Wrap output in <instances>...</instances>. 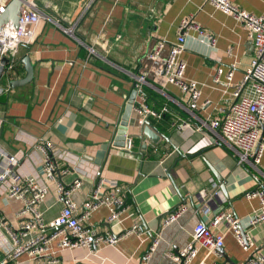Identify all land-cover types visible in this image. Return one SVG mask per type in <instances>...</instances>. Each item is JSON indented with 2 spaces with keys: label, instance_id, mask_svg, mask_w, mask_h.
<instances>
[{
  "label": "crops",
  "instance_id": "1",
  "mask_svg": "<svg viewBox=\"0 0 264 264\" xmlns=\"http://www.w3.org/2000/svg\"><path fill=\"white\" fill-rule=\"evenodd\" d=\"M35 1L52 21L39 24L33 42L19 48L11 60L12 72L6 68L0 79V87L6 88L0 94V145L11 154L25 156L32 140L51 142L63 155L61 164L75 169L84 181L73 198L78 207L92 194L98 181L93 173L100 170L105 179L123 188L127 207L110 222L111 209L102 206L93 212L89 223L97 232L115 236L134 225L140 228L115 246L98 248L95 254L84 248L64 251L58 256L59 264H143L156 236L158 245L145 264H176L171 253L190 242L198 222L209 221L197 211L196 194L211 187L225 199H217L214 213L225 211L239 217L249 247L243 248L229 223L222 221L213 229L225 235L219 258L200 250L191 264H244L252 255L264 256V223L249 225L259 203L244 196L263 186L264 176L248 165H238L237 156L225 144L217 143L210 132L197 131L195 119L190 121L187 98L157 72L169 46L177 40L181 21L193 18L215 43L187 38L183 53L186 78L200 87V104L210 102L199 116H224L233 102L232 89L225 92L228 73H233L232 84L240 83L255 55L242 24L207 0ZM229 1L241 10L264 15V0ZM160 42L167 45L160 58L152 60L150 53ZM230 49L233 53L228 55ZM24 58H30L33 78L27 84L12 86L27 76ZM143 72L147 74L145 89L150 105L155 109L167 105L171 114L158 123L150 120L163 136L154 143L143 134L139 116L133 112L123 146L118 140L119 128L134 91L135 76ZM218 76L221 83L215 82ZM185 120L189 125L181 127ZM128 139L131 150L127 149ZM258 168L264 172V158ZM23 171L34 173L39 184L47 187L40 210L47 222L52 221L62 209L56 182L42 178L40 163L24 162ZM75 177L71 174L65 181ZM2 194L0 260L12 246L9 230L18 227L17 213L22 205ZM181 204L189 210L176 223L163 227V218ZM53 246L57 249L56 243ZM48 259L32 262L23 258L21 264H50Z\"/></svg>",
  "mask_w": 264,
  "mask_h": 264
},
{
  "label": "built area",
  "instance_id": "2",
  "mask_svg": "<svg viewBox=\"0 0 264 264\" xmlns=\"http://www.w3.org/2000/svg\"><path fill=\"white\" fill-rule=\"evenodd\" d=\"M9 1L0 0V15L5 12ZM207 1L216 9L239 21L255 47L254 58L246 69L242 81L232 84V72H229L226 77L228 83L225 92L231 88L233 98L227 113L222 117L207 116L202 119L199 116L202 107L210 102L206 100L202 105L200 104L202 91L196 82L186 78L187 64L183 59V53L189 36L207 40L212 45L215 39L205 33L193 18L181 21L177 40L169 46L168 53L161 59L157 72L167 85L175 86L187 98V109L192 116L190 121L195 119L197 131L210 132L217 143L225 144L237 156L238 165H248L264 176V172L258 168L262 165L264 158V15H255L241 10L229 0ZM43 20L52 21L40 10L35 0H30L21 10L19 25L14 27L8 24L2 28L0 66L3 57L14 60L19 48L28 47L33 42L37 27ZM166 45L165 42L157 44L154 51L150 53V58L158 60ZM227 53L231 55L233 51L230 49ZM13 68L14 65L10 64L7 71L10 73ZM215 82L221 83L219 76ZM147 83L145 72L135 76L134 90L137 95L133 103V112L139 116V125L142 128L145 126L146 119L158 123L171 114V109L167 105L160 109L150 105L145 89ZM3 91H6V88L0 87V94ZM188 125L187 120L180 124L181 127ZM30 148V152L23 156V154H11L0 145V192L22 203L17 213L18 227L9 230L12 246L5 252L0 264H21L23 258L32 262L49 258L50 264H59L58 256L64 251L84 248L95 254L98 248L115 246L126 234L139 231V226L134 225L131 230L121 236L97 232L89 223L93 212L102 206L110 207L109 221L112 222L116 221L127 207L120 184L108 181L102 176L100 170H95L93 176L98 180L95 188L78 207L73 198L82 188L84 181L77 175L75 169H73L74 172L70 166L61 164L60 161L64 160L62 153L51 142L42 138L32 140ZM131 148L132 143L128 139L127 149L131 150ZM24 162H34L36 165L40 163L42 178L47 182H56L57 201L62 209L52 221L47 222L40 210L48 189L39 184L37 175L23 171ZM71 174L76 177L71 182H66L65 179ZM244 196L250 200L256 199L259 203L257 211L249 218V225L255 227L264 223V185L246 192ZM196 198L199 204L197 211L202 218H207L209 221L208 223L198 222L193 228L190 242L177 252L171 253V258L176 264H191L200 250H206L219 258V249L225 245V235L215 233L213 229L219 227L222 221L229 223L235 239L243 248L249 247V237L244 236L242 221L239 217L225 211L214 213L217 199L225 202L218 190L213 187L204 188L196 194ZM188 210L186 205H179L163 218L162 226L167 227L176 223ZM0 223H3L1 217ZM158 242V236H156L145 257V262L156 249ZM54 243L57 244V249L53 246ZM213 264L222 263L216 261ZM244 264H264V256L252 255Z\"/></svg>",
  "mask_w": 264,
  "mask_h": 264
},
{
  "label": "water",
  "instance_id": "3",
  "mask_svg": "<svg viewBox=\"0 0 264 264\" xmlns=\"http://www.w3.org/2000/svg\"><path fill=\"white\" fill-rule=\"evenodd\" d=\"M30 0H10L6 6L5 12L0 15V31L5 25L11 24L14 27L19 25L20 13L23 7ZM22 63L25 65L27 76L23 80L16 81L12 83V86H21L29 83L33 78V69L30 62V58H24ZM11 64V60L8 57L2 58V64L0 66V79H2L6 68ZM136 90L133 91L130 101L126 107V112L124 114L123 120L121 122V126L119 128V142L122 141L121 145L126 144V135H127V127L133 112V103L136 98ZM145 126L143 128V134L148 137L152 142L158 143L160 139L163 137L160 132H158L155 128L152 127L150 121L148 119L145 120ZM169 140V139H166ZM218 178V177H217Z\"/></svg>",
  "mask_w": 264,
  "mask_h": 264
},
{
  "label": "trees",
  "instance_id": "4",
  "mask_svg": "<svg viewBox=\"0 0 264 264\" xmlns=\"http://www.w3.org/2000/svg\"><path fill=\"white\" fill-rule=\"evenodd\" d=\"M82 56L83 57H86V52L85 51H82ZM0 100H3V96L0 98ZM157 150V149H156ZM162 153V152H161Z\"/></svg>",
  "mask_w": 264,
  "mask_h": 264
}]
</instances>
